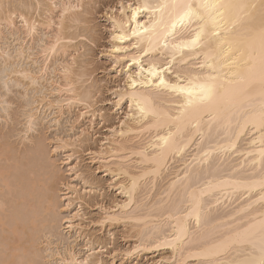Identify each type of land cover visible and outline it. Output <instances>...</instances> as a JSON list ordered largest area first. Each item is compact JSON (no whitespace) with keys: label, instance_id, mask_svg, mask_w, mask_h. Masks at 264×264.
<instances>
[{"label":"bare ground","instance_id":"1","mask_svg":"<svg viewBox=\"0 0 264 264\" xmlns=\"http://www.w3.org/2000/svg\"><path fill=\"white\" fill-rule=\"evenodd\" d=\"M60 7L64 21L75 5L63 1ZM15 10H7L0 25L16 29L18 15L25 34L33 37L35 20ZM108 20L114 62L126 72L124 87L115 92L117 105L128 104L129 120L111 131L113 139L104 150L90 151L105 162L113 159L109 171L121 176L118 189L125 199L105 220H132L140 236L146 233L139 236L137 248L168 249L171 264H188L189 258L196 264H264V0H133L120 3ZM59 27L40 49L41 74L49 57L66 53L62 40L67 37ZM67 65H61L62 84L71 78L66 77ZM6 75H20L31 84L39 79L25 67H12ZM70 80L53 89L72 94L56 101L60 113L64 101L71 107L87 100L71 92ZM25 117L29 130L34 113ZM64 145L61 141L55 148ZM11 148L0 145L6 161L5 151ZM175 162V169L168 171ZM49 167L45 179L19 172L22 189L10 216H3L0 201V230L8 233L1 235L0 246L6 251L0 264H36L40 216L52 214L56 206L50 193L56 172ZM12 170L0 165V188L10 187ZM159 179L166 181L158 189ZM143 185H149V192L157 187L159 199L154 196L153 207L144 213H128L141 206L143 198L137 200L136 195ZM66 220L69 230L79 231L71 218ZM21 232L26 239H18ZM65 250L63 255L56 252L61 264L97 263Z\"/></svg>","mask_w":264,"mask_h":264},{"label":"rangeland","instance_id":"2","mask_svg":"<svg viewBox=\"0 0 264 264\" xmlns=\"http://www.w3.org/2000/svg\"><path fill=\"white\" fill-rule=\"evenodd\" d=\"M0 1V18L5 17L6 13L8 15L7 10L16 9L18 14L22 12L24 16L28 15L26 18L29 20L30 17L32 21L35 20L36 25L33 37L27 36L17 12V16H14L16 29H11L4 22L0 25V145L12 147L10 151H5L9 157L7 161L0 156V165L12 166L13 169L9 177L10 187L0 188V201L5 208L3 216H10L16 206L22 189L17 183L19 172L26 173L30 178L34 175L45 179L51 165L56 177L52 180L50 193L56 206L52 214L40 216L43 225L39 227L37 235V249L40 250L36 252V264H61L59 254L63 255L65 248L73 250L80 258L87 256L88 260L97 261L96 264H171L172 255L168 249L137 248L140 227L137 226V230L133 221L124 219L121 212L117 214L122 219L105 220L107 212H116L115 205L125 199L118 189L121 176H113L109 171L114 167L113 159H109L110 163L105 162L101 160V154L94 156L90 152L104 150L108 140L113 139L111 131L121 128V123L129 120L128 104L121 102L117 105L115 92L124 87L126 72L125 68L121 70L120 63L114 62L111 53V24L108 17L117 13L120 3L133 0H26L25 4L19 0ZM63 1L75 5L71 16L63 14L64 21L60 7ZM59 20L63 21L64 26L59 27ZM58 27L67 37L62 40L66 44V53L49 57L48 68L41 74L38 72L43 66L40 49L48 41L50 43ZM16 48L23 49L24 54L17 55ZM64 63L68 64L70 70V75L67 72L66 77H71L73 81L70 85L74 90L71 92L77 91L80 97L87 100L71 107L65 106L64 101L60 103L63 105L60 113L56 101L72 95H66L65 88L62 93L53 90L55 85H61L65 80L61 72ZM12 67L31 69L33 73L37 72L39 79L31 84L27 78L17 75V82V76L8 78L6 75ZM70 79H66L64 84ZM29 112L34 113V121L32 128L27 130L25 115ZM61 141L67 143L64 145L66 147L56 149L55 146ZM134 141L138 143L139 140ZM177 164H172L168 171L174 170ZM163 181L166 179L157 181L158 189L164 185ZM148 186L143 185L136 195L137 200L143 198V201L139 200L141 206L136 204L128 213H144L152 206V200L159 199L156 198L157 187L149 192ZM69 218L77 225L78 233L67 227L66 219ZM4 234L8 233L1 229L0 237L3 235L4 238ZM3 238H0L1 242ZM26 238L27 234L21 232L18 239ZM0 251L1 257L6 250L0 246ZM58 251L59 254H56ZM19 253L24 262L25 254L21 250ZM18 262L22 263L21 260ZM195 262L194 258L186 261L188 264Z\"/></svg>","mask_w":264,"mask_h":264}]
</instances>
